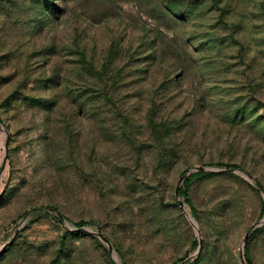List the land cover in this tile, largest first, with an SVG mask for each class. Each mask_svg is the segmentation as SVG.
Here are the masks:
<instances>
[{
  "label": "rangeland",
  "instance_id": "1",
  "mask_svg": "<svg viewBox=\"0 0 264 264\" xmlns=\"http://www.w3.org/2000/svg\"><path fill=\"white\" fill-rule=\"evenodd\" d=\"M255 181L264 0H0V264H264Z\"/></svg>",
  "mask_w": 264,
  "mask_h": 264
},
{
  "label": "water",
  "instance_id": "2",
  "mask_svg": "<svg viewBox=\"0 0 264 264\" xmlns=\"http://www.w3.org/2000/svg\"><path fill=\"white\" fill-rule=\"evenodd\" d=\"M193 170H195V171H201V172H218V171H223V172H228V173H229V172H234V170H232V169H220V170H218V169H214V168H210V167H203V166H195V167L193 168ZM243 174H245V173L243 172ZM245 175L249 177V175H247V174H245ZM180 181H181V179H180ZM178 186H179V184L176 185L175 190H174L175 196H176V194H177V188H178ZM260 190H261V192H262V194H263V196H264V191H263L262 189H260ZM177 205L180 207V206L182 205V202L179 201V200H177ZM57 216H58L59 219H62V217H61L59 214H57ZM263 221H264V218L261 219L257 224L251 226V227L249 228V230H247V231L244 233V235H243V237H242L241 245H240V251H242L243 246H244V243H245V241H246V239H247V236H248V234L250 233V231L253 230L255 227L259 226ZM74 230H75L76 232H83V231H85V229L82 228V227H76ZM95 234H96V236H97V237H98L103 243H105V245H106V249H107V252L109 253V252L111 251V248H112V247H111V244L109 243V241L107 240V238H106L105 236H103L100 232H96ZM200 247H201V240L198 239V240H197V248H196V250H195V253H197V252L200 250ZM240 261H241V264H245L244 259H243V256H242V253H241V255H240ZM177 264H180V263H177Z\"/></svg>",
  "mask_w": 264,
  "mask_h": 264
},
{
  "label": "trees",
  "instance_id": "3",
  "mask_svg": "<svg viewBox=\"0 0 264 264\" xmlns=\"http://www.w3.org/2000/svg\"><path fill=\"white\" fill-rule=\"evenodd\" d=\"M231 166H233V165H231ZM199 175H202V176H205V175H207V173L206 172H196L195 174H191V175H189L188 177H186L185 179H184V181H183V184H182V189H181V193H182V195L184 196V199H185V201L187 202V203H189V199L187 198V196H186V193L184 192V190H185V187L188 185V183L190 182V180H191V178L192 177H194V176H199ZM255 183H256V185L260 188V189H262L263 191H264V188L263 187H261L260 186V184H258L256 181H255ZM53 210H54V208H53ZM86 222H84V221H79V222H77V224H76V226L77 227H81L83 224H85ZM261 231V229H260V227L259 228H255V229H253V231L247 236V241L246 242H248V240L253 236V235H256V234H258L259 232ZM246 244H245V246H244V261H245V264H251L250 263V260L248 259V257H247V255H246ZM183 258H181V259H178V261H181ZM193 262V261H192ZM190 264V263H189Z\"/></svg>",
  "mask_w": 264,
  "mask_h": 264
}]
</instances>
